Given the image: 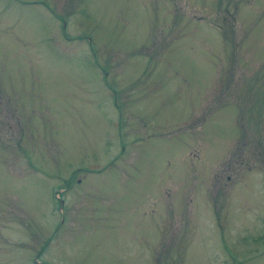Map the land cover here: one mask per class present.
I'll return each instance as SVG.
<instances>
[{
    "label": "rangeland",
    "instance_id": "rangeland-1",
    "mask_svg": "<svg viewBox=\"0 0 264 264\" xmlns=\"http://www.w3.org/2000/svg\"><path fill=\"white\" fill-rule=\"evenodd\" d=\"M0 264H264V0H0Z\"/></svg>",
    "mask_w": 264,
    "mask_h": 264
}]
</instances>
